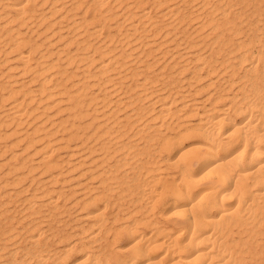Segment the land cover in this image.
I'll list each match as a JSON object with an SVG mask.
<instances>
[{
	"label": "bare ground",
	"instance_id": "6f19581e",
	"mask_svg": "<svg viewBox=\"0 0 264 264\" xmlns=\"http://www.w3.org/2000/svg\"><path fill=\"white\" fill-rule=\"evenodd\" d=\"M0 264H264V0H0Z\"/></svg>",
	"mask_w": 264,
	"mask_h": 264
}]
</instances>
